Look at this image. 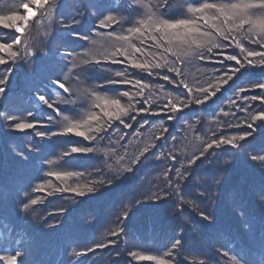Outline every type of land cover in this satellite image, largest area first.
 <instances>
[{
  "label": "snow or ice",
  "instance_id": "1",
  "mask_svg": "<svg viewBox=\"0 0 264 264\" xmlns=\"http://www.w3.org/2000/svg\"><path fill=\"white\" fill-rule=\"evenodd\" d=\"M44 21L48 22L44 43L36 48L30 39L31 26ZM0 33H5L0 37L4 69L0 98L9 99V85L18 68L24 71L26 85L21 107L0 102V137H31L26 147L12 144L3 149L30 170L27 182L16 188L17 212H33L44 203L33 194L51 195L46 192L49 188L71 205L58 213L67 220L48 224L40 217L49 231L65 229L55 264H82V258L110 247L112 264H120L119 239L130 234L132 207L125 206L113 221L114 230L108 232L111 238L102 242L73 238L76 231L95 223L98 209L92 208L91 221L81 224L72 223L71 215L86 201L102 200L121 185L142 186L140 173L157 149L159 154L153 159L167 162L159 173L163 179L153 184L154 191L150 189L140 199L133 197L135 207L155 210L167 205L177 218L184 216L185 205L192 206L184 198L190 182L192 187H201L193 182L198 165L204 168L207 161L227 172L237 153L244 155L258 178L245 195L233 189L237 199L231 215L237 220L236 235L224 230L215 210L197 209L198 227L222 242L218 249L209 247L208 252L199 253V264H222L215 256L228 264H253L251 249L241 235L259 248L260 264H264V0H121L119 5L113 0H73L70 6L67 0H11L8 13L0 15ZM99 40L106 47L98 58ZM78 41L92 47L81 46L82 51H77ZM192 61L219 67L205 69L190 82L184 66ZM146 77L165 83L154 85ZM93 79L100 82L91 83ZM85 83L88 86L81 87ZM166 85L176 94L165 91ZM175 124L197 131L207 125L205 137L192 154H177L178 137L170 136V126ZM145 126L154 130L147 140L142 132ZM131 129H135L133 140L124 143L129 136L125 130ZM229 130L234 134H227ZM133 144L138 150L130 153ZM245 146L250 153L242 152ZM224 155L231 161L221 160ZM101 158L106 168L89 171L82 163ZM77 168L83 170H53ZM221 184L217 180L213 186ZM207 191L205 180L197 198L203 200ZM253 207L259 209V217ZM186 222L177 224L179 231L162 246L166 250H155L159 254L128 251L129 264H195L189 257L197 250L187 243ZM0 264L46 262L33 258L30 238L12 235L0 241Z\"/></svg>",
  "mask_w": 264,
  "mask_h": 264
},
{
  "label": "trees",
  "instance_id": "2",
  "mask_svg": "<svg viewBox=\"0 0 264 264\" xmlns=\"http://www.w3.org/2000/svg\"><path fill=\"white\" fill-rule=\"evenodd\" d=\"M113 2L119 5L121 0H113ZM72 3L73 0H67L68 6ZM10 5L11 0H0V15H6ZM65 11H67V7L65 8ZM122 15L126 16L127 13H122ZM47 23V21H44V24H34L31 26L30 39L36 48L41 47L44 43V33L46 31L44 25ZM125 27H127V25H125ZM4 35L5 33H0V37H3ZM81 46L88 48L92 47L84 41H78L76 50L82 51ZM105 47V41L99 40L98 44L95 46L98 58L99 53L102 52ZM213 67H219V65L192 61L184 66V71L187 73L188 79L191 82L193 79L199 78L200 74L205 71V69L210 70ZM3 70V67L0 66V72H3ZM146 79L154 85L165 83L163 81L155 80L154 78L146 77ZM90 82L97 83L100 81L93 79ZM87 86V83L81 85V87ZM9 88L11 89L8 93L9 99L3 100V98H0V102L8 104L9 107H21L26 99L24 95L26 85L23 69H17L16 74L12 76V84L9 85ZM165 91L173 95L176 94L173 92L172 86L170 85L165 86ZM247 94L252 95L254 93L249 92ZM224 95L225 97L230 95V91L227 88ZM53 99H55L54 95ZM227 110L228 108L225 103V111ZM153 123L157 122L153 121ZM206 127L207 125H203L200 127V130L197 131L195 128L188 129L181 127L180 124L170 126V136L174 135L178 137L176 144L177 154L180 152L189 155L192 154L198 147L200 138L205 137L204 129ZM125 131L129 133V136L128 140L124 141V143H128V141L133 140L131 133L134 132L135 129ZM153 131L154 130L151 129V126H145L142 130L145 140L152 136ZM227 134H234V131L229 130ZM30 138V135L24 134L0 137V241L5 237L12 235H15L17 238H30L32 241L33 258L38 261H44L46 264H48V262H50V264H55L60 257V247L63 243V233L65 232V229H59L56 232L49 231L47 230L46 224L40 220V217H44L48 224H51L54 221L59 222L61 220H67V217L58 213L61 208H68L71 205L68 201L59 197V194L55 193L52 188H49L46 192L52 193L51 195H47L46 193L33 194L34 196H41L44 200L43 204L35 206L34 211L28 214L18 213L17 209L19 205L17 203L16 188L27 182L30 170L3 152L4 148H7L12 144L26 147ZM139 147H143V143H141ZM137 150L138 147L134 144L130 145L128 149L130 153H135ZM159 151L160 150L157 149L151 154L149 160L152 162L148 163V166L140 173V178L143 181L142 186L140 183H126L121 185L118 191L109 194L102 200L86 201L81 207L77 208L72 213L71 222L74 224H81L83 222L91 221L92 208L98 209L95 223L88 229L76 231L73 236L74 239L83 242H88L90 240L102 242L103 240L111 238L108 236V232L114 230L116 225L113 221L122 211L126 210L125 206L132 207L134 214L129 222L132 225L130 234L119 239V249L123 253L119 258L120 264H129L131 258L127 256L128 251L144 250L146 254H159L155 251L157 248H160L161 252L166 250V248H163L162 246L168 244L174 231H179L177 224L184 221H187L184 224L187 243L192 249L197 250L191 254L189 259L194 261L195 264H199L202 259L199 253L208 252L209 247L213 250L218 249L222 242H217L211 231H203L198 227L200 217L197 209H208L209 211L215 210L220 217L224 230L236 235L235 226L237 220L231 215V210L237 199L236 195L233 193V189L238 190L241 195H245L249 185L258 178V171L245 162L244 155L242 153H237L235 163L227 172L217 170L216 167L209 165L207 161L203 162L205 165L204 168H201L198 165L196 171L193 173V182L199 183L201 187H192L190 182L184 193V198L185 200L191 201L192 206L185 205L184 216L177 218L170 214L171 209L167 205H161L155 210L150 206L135 207V200L133 197H135V199H140L142 195H147L150 189L154 191L153 184L161 182L163 179L159 173L167 167V162L164 160L155 161L153 159V157L159 154ZM244 151L250 153L251 149H248L247 146H245V149L242 150V152ZM220 159L231 161L232 158L228 155H224ZM82 163L89 171L98 167H107L103 158L99 160L89 159ZM108 163L111 162L109 161ZM176 166L179 167V163H177ZM53 170L81 171L83 168ZM50 179L54 185H59V182L56 181L54 177ZM205 180L208 181V191L205 198L201 200L197 198V194L204 190ZM217 180L222 182L220 187L213 186ZM73 182L75 183L76 181ZM80 182L83 183L84 181ZM173 199H176V197H173ZM172 207H175V205H172ZM253 212L259 217L258 208L253 207ZM49 213L52 214L50 218L48 216ZM240 238L244 244L251 249L249 258L253 264H260L262 254L259 248L251 244L247 236L241 235ZM125 245H127V248ZM88 246L91 245L89 244ZM81 247H83V244H81ZM69 251H71V248ZM112 251L113 249L111 247L105 250H97L87 258H82V264H93V262L94 264H112ZM215 259L221 261L222 264H228L226 259L220 256H215ZM132 264H137V262L132 261ZM141 264H154V262H141Z\"/></svg>",
  "mask_w": 264,
  "mask_h": 264
}]
</instances>
